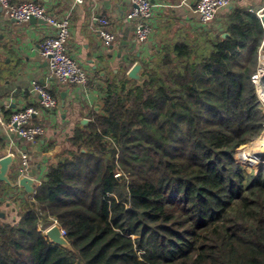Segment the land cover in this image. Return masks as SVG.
I'll return each instance as SVG.
<instances>
[{"label":"trees","instance_id":"1","mask_svg":"<svg viewBox=\"0 0 264 264\" xmlns=\"http://www.w3.org/2000/svg\"><path fill=\"white\" fill-rule=\"evenodd\" d=\"M224 33L182 36L142 82L106 84L35 195L0 218V264H264V168L235 158L264 132V24L236 9ZM53 219L70 248L40 228Z\"/></svg>","mask_w":264,"mask_h":264},{"label":"crops","instance_id":"2","mask_svg":"<svg viewBox=\"0 0 264 264\" xmlns=\"http://www.w3.org/2000/svg\"><path fill=\"white\" fill-rule=\"evenodd\" d=\"M22 1L45 7L57 19H70L67 52L89 77L84 87L61 84L51 75L48 62L40 54L43 40L56 31L45 22L18 23L0 6V110L9 117L34 106L40 112L33 118V124L42 125L46 130L43 138L31 144L0 127V160L13 156L9 175L14 182L20 170L21 154L27 153L30 168L26 175L38 185L45 180L51 162L57 159L59 148L68 145L74 129L84 119L90 120L91 112L101 109L100 100L108 82L129 79L128 72L137 63L143 65L142 75L152 70L166 44L182 36L192 38L206 33L227 36L224 23L236 9L248 10L261 20L264 16V0H234L213 23L203 26L196 13L197 0H151L153 34L146 44L140 45L136 40L135 22L126 19L132 9L131 0H89L83 5H76L74 0H13L14 3ZM103 16L111 19V30L116 35V42L110 47L95 32V17ZM33 81L48 86L58 98L56 110L42 109L40 97L31 92ZM27 199L23 188L0 184L2 213L6 216L14 217Z\"/></svg>","mask_w":264,"mask_h":264},{"label":"built area","instance_id":"3","mask_svg":"<svg viewBox=\"0 0 264 264\" xmlns=\"http://www.w3.org/2000/svg\"><path fill=\"white\" fill-rule=\"evenodd\" d=\"M89 0H74L76 5H83ZM234 0H197L196 13L199 16L203 26H209L213 23L217 15L228 9ZM132 9L126 19L135 22L136 40L140 45L146 44L153 34L151 20L153 18V5L151 0H131ZM0 6L5 13L18 23H28L31 19L45 22L52 27L56 34L46 37L40 48L41 56L46 59L49 65L51 75L61 84L67 86L84 87L88 83L87 72L71 58L67 52V43L70 36V19H57L47 9L32 1H22L14 3L13 0H0ZM95 32L107 47L116 42V35L111 30V19L107 16L95 17ZM263 62V61H262ZM262 62H260L262 64ZM263 77V67H259L257 75L253 78L257 93L260 98L259 90L261 79ZM263 92L264 89L262 88ZM31 92L40 97V105L46 111H54L59 107V100L55 97L48 86L32 82ZM264 94V93H263ZM264 103V101H263ZM40 110L34 106L26 107L7 117L0 110V127L9 133L20 136L27 143L35 144L46 134L44 126L33 124V118L39 115ZM30 168V158L27 153L21 154V165L18 176L26 175ZM28 176V175H27ZM118 176V175H117ZM2 213V203L0 202V214ZM58 225L56 220H52L51 226L40 227L47 233L52 227ZM63 237L66 232L61 228Z\"/></svg>","mask_w":264,"mask_h":264},{"label":"water","instance_id":"4","mask_svg":"<svg viewBox=\"0 0 264 264\" xmlns=\"http://www.w3.org/2000/svg\"><path fill=\"white\" fill-rule=\"evenodd\" d=\"M262 21L264 24V16L262 17ZM31 23H41L43 21L36 20V19H31ZM44 23V22H43ZM263 61V57H260V62ZM143 70V65L141 63H137L129 72L127 77L130 80L137 81V82H142L143 81V76L141 75ZM65 96V95H63ZM65 104L64 98H63V105ZM90 122L89 119H84L81 122V127H85L88 125ZM13 164V156H6L0 160V182L6 183L12 188H23L24 192L26 194L27 198H31L35 195L36 189L38 187V184L36 181L31 178L30 176L27 175H21L17 176L15 181L13 182L11 180V177L9 175L10 172V167ZM119 177V176H117ZM6 214L1 213L0 218H5ZM46 236L49 238V240L61 247H66L70 248V244L67 241L65 237L62 236L61 233V227L59 225H56L52 227L49 231H47Z\"/></svg>","mask_w":264,"mask_h":264},{"label":"rangeland","instance_id":"5","mask_svg":"<svg viewBox=\"0 0 264 264\" xmlns=\"http://www.w3.org/2000/svg\"><path fill=\"white\" fill-rule=\"evenodd\" d=\"M259 100L261 102V109H262V111L264 113V103H263V100H262L261 97L259 98ZM262 136H264V132H263V134L260 137H258L257 139L253 140L252 142H250V143L242 146L240 149H238L236 151L235 158H236V160L240 164L243 165V167H244L245 171H247V173H251L253 171L260 170V169H263L264 168V164L260 165V161L257 158L252 159V157H251V150H250V148H253L254 147L253 144L256 143ZM255 166H259V167H256L255 168ZM120 175H121V173L118 172V176H120ZM50 226H51V224L50 225H47L46 227L49 228Z\"/></svg>","mask_w":264,"mask_h":264},{"label":"bare ground","instance_id":"6","mask_svg":"<svg viewBox=\"0 0 264 264\" xmlns=\"http://www.w3.org/2000/svg\"><path fill=\"white\" fill-rule=\"evenodd\" d=\"M259 93L260 97L264 101V92L262 88L259 90ZM253 146V148H250L252 159L257 158L260 161V165L264 164V136H262L256 143H254Z\"/></svg>","mask_w":264,"mask_h":264}]
</instances>
